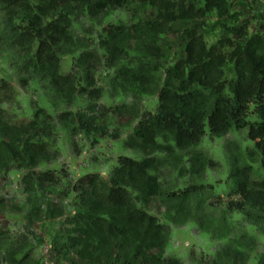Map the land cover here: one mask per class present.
<instances>
[{
  "label": "trees",
  "instance_id": "trees-1",
  "mask_svg": "<svg viewBox=\"0 0 264 264\" xmlns=\"http://www.w3.org/2000/svg\"><path fill=\"white\" fill-rule=\"evenodd\" d=\"M132 3L149 8L150 14L140 17L139 11L129 9ZM114 9H129L136 22L102 29L100 46L106 61L116 67L134 59L131 66L117 70L120 83L157 96L156 111L138 122L128 140L132 149L148 157H119L108 181L87 174L73 184L81 212L68 222L72 228L65 242L51 250L53 259L61 262L74 252L73 260L86 264H182L162 257L168 229L147 211L157 203L172 224L194 221L215 236L222 230L232 232L206 264H248L242 244H254L255 237L242 226L246 223L264 234V19L251 31V21L232 11L228 0H201L199 5L196 0H0V46L22 49L31 56L22 66L24 72H38L50 79L56 95L71 96V78L60 75L56 53L68 38L70 17L81 12L96 17ZM211 16L220 37L208 44L196 23ZM173 35L180 40L181 54L164 66L160 39ZM14 101L12 86L0 79V169L16 163L32 171L48 159V147L40 139L48 116L35 110L31 120L16 119L1 108ZM206 128L212 138L246 130L252 143L230 150V187L218 207L211 200L219 196L206 184L167 190L158 176L166 166L177 178L184 176L182 168L200 176L211 167L212 162L195 149ZM31 173L35 184L58 182L55 174ZM61 214L62 210L49 212L50 217ZM216 214L219 232L212 220ZM8 240L9 232L0 226V245ZM15 255L10 261L19 264ZM255 264H264V254Z\"/></svg>",
  "mask_w": 264,
  "mask_h": 264
},
{
  "label": "rangeland",
  "instance_id": "rangeland-1",
  "mask_svg": "<svg viewBox=\"0 0 264 264\" xmlns=\"http://www.w3.org/2000/svg\"><path fill=\"white\" fill-rule=\"evenodd\" d=\"M228 2L232 11L240 12L244 19L251 21V31L259 28L260 21L264 19V0ZM196 4H201V0H196ZM129 9L139 11L140 17L151 12L149 8H139L136 3H132ZM128 10H107L96 17L85 12L71 15L68 38L56 49L60 75L71 78V96L67 92L64 97L56 95L50 79L38 72H24L22 66L31 56L22 49L7 50V46H0V79L7 81L15 93L14 103L2 104L1 108L16 119L31 120L35 110L48 116L43 119L47 123V131L40 139L49 150L48 159L32 171L16 163L0 169V226L9 232L7 245H0V264H12L10 257L15 254L19 264H39L47 241H51V250L65 242L72 228L68 222L74 214L81 212L72 192V186L79 178L97 174L108 181L119 157L138 161L148 157L132 149L128 140L133 137L138 122L156 111L157 96L133 85L123 87V84H129L125 81L120 83L117 70L122 66H131L135 60H124L112 67L100 46L104 27L136 22V19L130 18L132 13ZM3 19V15H0V22ZM214 22L211 16L196 23L208 44L220 37L219 31L213 27ZM177 27L178 24H175ZM159 48L164 57V66H170L182 50L179 38L174 35L162 37ZM92 57L96 61H91ZM23 80H26L25 87H22ZM251 144L246 130L212 138L206 128V134L195 149L213 165L205 168L200 176L189 175L182 168L184 176L177 178L176 172L169 166L160 169L158 176L167 190L206 184L214 195L219 196V199L211 200L218 207L224 202L230 187V150L235 152L236 148L242 150ZM185 166L187 168L189 165ZM31 172L55 174L58 182L35 184V176ZM31 182L35 184L33 189L28 187ZM53 210H62V214L50 217L49 212ZM147 211L157 216L168 229L163 258H176L182 264H206L232 238L231 231L222 230L215 236L194 221L172 224L164 218V208L157 203L150 204ZM212 220L214 229L219 232L218 214ZM242 227L255 237L254 244H242L249 255L248 264H255L256 258L264 254V234L246 223ZM73 258L74 252H69L61 257V263L86 264Z\"/></svg>",
  "mask_w": 264,
  "mask_h": 264
},
{
  "label": "built area",
  "instance_id": "built-area-1",
  "mask_svg": "<svg viewBox=\"0 0 264 264\" xmlns=\"http://www.w3.org/2000/svg\"><path fill=\"white\" fill-rule=\"evenodd\" d=\"M44 252H45V254H43V256H42L41 264H63V263L58 262V261L53 259V256L51 254L52 253L51 247L48 244H46Z\"/></svg>",
  "mask_w": 264,
  "mask_h": 264
}]
</instances>
